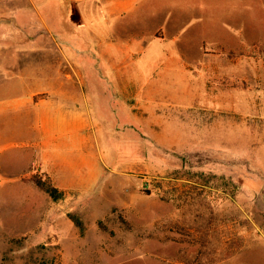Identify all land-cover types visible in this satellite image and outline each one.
Masks as SVG:
<instances>
[{"label": "rangeland", "instance_id": "rangeland-1", "mask_svg": "<svg viewBox=\"0 0 264 264\" xmlns=\"http://www.w3.org/2000/svg\"><path fill=\"white\" fill-rule=\"evenodd\" d=\"M34 2L77 59L99 175L54 200L17 163L0 264H264V0Z\"/></svg>", "mask_w": 264, "mask_h": 264}, {"label": "crops", "instance_id": "crops-1", "mask_svg": "<svg viewBox=\"0 0 264 264\" xmlns=\"http://www.w3.org/2000/svg\"><path fill=\"white\" fill-rule=\"evenodd\" d=\"M46 7L53 6L0 0V184L17 180L24 171L17 163H34L56 187H91L99 169L89 148L77 149L85 116L82 73L60 17L47 19ZM5 163L15 174L2 172Z\"/></svg>", "mask_w": 264, "mask_h": 264}, {"label": "trees", "instance_id": "trees-1", "mask_svg": "<svg viewBox=\"0 0 264 264\" xmlns=\"http://www.w3.org/2000/svg\"><path fill=\"white\" fill-rule=\"evenodd\" d=\"M31 180L38 188L46 192L52 199L56 200L62 196V192L51 183L48 176L41 177L37 174H34L31 176ZM72 220L78 227H81V223L77 218L72 217Z\"/></svg>", "mask_w": 264, "mask_h": 264}]
</instances>
